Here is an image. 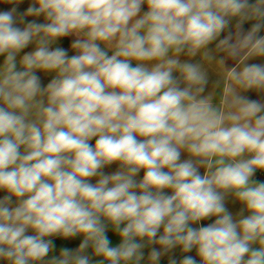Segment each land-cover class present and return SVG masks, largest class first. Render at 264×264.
Listing matches in <instances>:
<instances>
[{"label": "clouds", "instance_id": "1", "mask_svg": "<svg viewBox=\"0 0 264 264\" xmlns=\"http://www.w3.org/2000/svg\"><path fill=\"white\" fill-rule=\"evenodd\" d=\"M262 29L264 0L0 11V261L93 264L91 249L95 264H264V102L241 95L264 92V64L246 63L264 57ZM218 50L238 62L217 103ZM78 236L50 257L53 238Z\"/></svg>", "mask_w": 264, "mask_h": 264}, {"label": "crops", "instance_id": "2", "mask_svg": "<svg viewBox=\"0 0 264 264\" xmlns=\"http://www.w3.org/2000/svg\"><path fill=\"white\" fill-rule=\"evenodd\" d=\"M250 2H255V0H250ZM23 5H24V2H23ZM145 10H146V8H145ZM255 22L256 21L245 22L242 26L243 31L247 32L248 30H250L252 25ZM230 30L233 33V40H235L237 38V34H238V28L236 26L235 20H233L231 22ZM227 34H228V30H226L224 33H222L220 38L222 39ZM258 35L264 36V29H262ZM217 42H214L209 47L214 48L215 43H217ZM215 56H216V60L223 59L225 61V64L223 66H220L218 63H216L215 60L212 63H205V67L207 68L208 73H209V84L206 87V93L205 94H207L208 92H213L215 94V102L218 103L221 96L224 93V78H225L226 72L231 67L235 66L238 61L233 60L231 57L228 56V53L226 51H223V50L216 51ZM181 59L184 60V59H188V58L185 56H181ZM199 59H200V57L197 56V57L193 58L191 60V62H196ZM246 63H248V64H252V63L264 64V57H252V58H249L246 61ZM241 95L247 96L250 99L259 100L261 102H264V92H261V91H257V90L252 89V90H248L246 92H242ZM183 158H185V157H183ZM253 179L258 180V181H264V172H261L258 170ZM5 194L6 193L1 192L0 196L2 197ZM227 207L229 208L230 211L235 213L236 211L239 210L241 205H239L238 202H233V201L229 200L227 203ZM212 219H215V218H212ZM210 222L211 221L209 220V221H202L201 223L207 224ZM147 251H148V249H145L146 256H147ZM174 255L179 260V259H182L183 255H195V250H193L192 253L183 254V253H181L180 249L177 248L174 252ZM168 260H169V255H166V256L162 257L160 264H168ZM197 260H199V257H197ZM142 264H146V261L142 262Z\"/></svg>", "mask_w": 264, "mask_h": 264}, {"label": "rangeland", "instance_id": "3", "mask_svg": "<svg viewBox=\"0 0 264 264\" xmlns=\"http://www.w3.org/2000/svg\"><path fill=\"white\" fill-rule=\"evenodd\" d=\"M23 2H24V5L25 6L23 5V3H21L19 5L6 4V3L3 2V0H0V11L9 10L12 7H17L18 10L24 11V10H26V8L31 3V0H23ZM28 19H32V17H29ZM63 43H64L65 46H67L68 41L65 40V41H63ZM70 54H72V53L70 52ZM0 61H2V57H0ZM94 142L95 141L93 140L92 143L94 144ZM183 157L186 158V154H184ZM117 168H118V164H113V165H110V166L106 167L104 169V171L106 173H109L110 174V173L116 171ZM142 176H143V170L139 174L138 179L139 178H142ZM92 182L93 183L95 182V178L93 179ZM0 194H1V192H0ZM108 236H109L110 240L112 241L113 246H115L116 244L119 243L118 237H116L113 234L111 228H109ZM53 239H54V242L56 244V248H55V250L52 253H50V257L51 256H54V255H59V250H60L61 247H70V248H76V247H78L79 243L82 241V236H78V237H75V238H68V239H63V238L56 237V238H53ZM87 254L90 256L93 264H95V261H97L99 259H102L101 257L94 256L92 254V250L91 249L88 250ZM0 264H7V261H0Z\"/></svg>", "mask_w": 264, "mask_h": 264}]
</instances>
